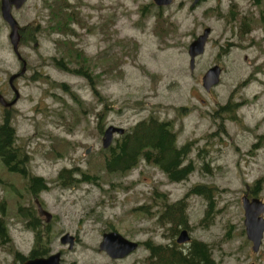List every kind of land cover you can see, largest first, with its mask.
<instances>
[{
	"label": "rangeland",
	"instance_id": "rangeland-1",
	"mask_svg": "<svg viewBox=\"0 0 264 264\" xmlns=\"http://www.w3.org/2000/svg\"><path fill=\"white\" fill-rule=\"evenodd\" d=\"M53 1L12 6L20 28L16 53L0 11V93L8 102L15 99L8 109L17 143L30 157V172L49 180V189L35 198L25 191L23 178L0 162V215L10 237V243L0 240V264H18L14 251L28 255L34 243L18 205H33L42 227L49 224V253L61 251V264H146L143 246L111 259L98 249L102 233L112 226L132 240L175 242L176 236L158 224L159 210L196 184L212 188L214 206L201 223L208 200L187 197L192 239L210 245L218 264H264V235L254 252L242 206L244 195L253 196L254 181L264 177V0L259 5L201 0L194 6L193 0L162 6L154 0H62L65 11L57 15L49 8ZM65 15L73 18L67 34L55 31L58 24L52 29ZM206 27L211 32L205 50L191 69L188 46ZM17 56L26 69L10 83L22 68ZM60 56L70 69H90L99 97L86 77L55 64L53 58ZM215 64L220 82L207 91L202 76ZM230 97L238 106L236 119L218 112ZM4 109L0 104V121ZM150 115L173 122L178 144L191 141L188 159L195 169L187 180L170 182L144 161L125 175L100 170L96 183L63 187L51 181L64 167L84 171L100 164L91 156L104 149L100 126L129 130ZM118 137L114 133L113 143ZM256 142L259 146L252 147ZM257 197L264 202V184ZM36 200L51 212L49 223L38 215ZM65 232L77 237L71 249L59 240Z\"/></svg>",
	"mask_w": 264,
	"mask_h": 264
},
{
	"label": "trees",
	"instance_id": "trees-1",
	"mask_svg": "<svg viewBox=\"0 0 264 264\" xmlns=\"http://www.w3.org/2000/svg\"><path fill=\"white\" fill-rule=\"evenodd\" d=\"M251 1L255 5H259L262 2V0ZM61 4L62 0H55L49 5V8L55 12V15L57 13L61 14L65 11L64 6L62 7ZM64 17L66 18L64 19ZM64 17L56 18L52 29L58 24V30L55 31L67 34V30L69 29H66V27L73 18L67 15ZM260 22L264 30L263 13L260 15ZM57 43L66 46L65 44L67 42L58 40ZM66 60L67 58L64 56L53 58V61H55L58 67L86 77L92 85L95 95H97L96 93L99 92L96 90L91 76L88 73L90 69L83 70L81 67L70 69L63 62ZM60 85L65 87L63 83ZM235 104L230 97L227 103L220 105L218 112L230 113L232 114L230 119H236V108L238 106ZM179 110L181 108H178ZM11 117L10 109H4L0 121V162L9 174L23 178L25 181V191L29 195L37 198L40 192L49 189V180L30 172V157L17 143L16 129L12 125ZM99 132H103L102 126L99 127ZM177 137L173 122L166 119L160 120L150 115L140 120L129 130H125L107 149L100 148L96 152V155H91L95 159H99L100 164H91L93 168L91 167L90 170L84 171L78 170L76 167H64L59 170L55 179L51 181H57L63 187L74 186L81 182L96 183L97 176L100 177L98 174L100 170H103L107 174L125 175L129 171L137 168L144 161L156 166L170 182L185 181L195 169L193 162L188 159V155L192 149V143L191 141H186L180 145L177 143ZM258 146V142L252 145V147ZM1 182L3 181L0 179ZM263 184L264 177H259L254 181L250 189L253 196H257L262 190ZM11 189L20 195L14 186H11ZM211 189L207 185L196 184L189 188L186 194L176 201L170 203L164 201L159 210L158 224L162 225L166 231L168 230L169 235L174 237L182 229H189L187 197L190 194H199L208 200L209 208L206 209V214L201 220V223H204V220L208 218L210 210L214 206L213 200L210 199ZM142 207H138L137 209L141 210ZM17 211L20 216L27 220L26 226L34 231V243L28 256H25L20 251H14V261L20 264L27 258L48 255L51 234L49 224H46L45 228L42 227L41 218L34 212L33 205L28 207L18 205ZM149 212L150 210L146 208L144 214H148ZM111 228L115 230L114 227L111 226ZM0 240L2 243H10L7 226L1 215ZM141 244L149 250V255L145 260L146 264H218L211 254L210 245L201 240L192 239L190 245L187 247V251L180 250L178 248L179 245L175 244L174 241H172V245L153 243L150 240L142 241Z\"/></svg>",
	"mask_w": 264,
	"mask_h": 264
},
{
	"label": "water",
	"instance_id": "water-1",
	"mask_svg": "<svg viewBox=\"0 0 264 264\" xmlns=\"http://www.w3.org/2000/svg\"><path fill=\"white\" fill-rule=\"evenodd\" d=\"M24 0H1V15L2 18L9 24L10 33L9 39L13 46V50L18 52V43L20 40V34L18 30V25L11 14V2H15L16 7H19ZM199 0H193V4L197 3ZM154 2L161 5H168L172 0H154ZM211 29L209 27L204 28L201 34H199L194 40H192L188 46V54L190 56V68L193 69L195 58L202 54L205 49V44L208 39ZM20 56V55H19ZM25 70V62L23 61L22 69L19 73L11 75L9 82L11 83L14 78L21 75ZM221 73V68L218 65H214L209 68L205 74L202 76V85L208 91L211 87L219 83V77ZM15 99L12 101H6L0 94V103L4 106H10L14 103ZM123 133L124 129L121 127L110 125L108 126L102 138V145L104 148L108 147L112 141L113 133ZM89 149L86 150L88 152ZM38 207V214L44 215L47 220H50L51 214L44 210L36 200ZM242 205L244 209V225L247 238L252 242V250L257 251L262 241L264 233V202L259 197L249 198L247 195L242 197ZM189 239L186 230H182L178 236V242H184ZM62 243H69V248H72L74 243V237L69 233H65L61 237ZM138 246L137 241H132L124 237L121 233L111 230L109 232L103 233L102 240L99 244V249L105 251L109 257L113 259L122 258L132 251H134ZM60 252L50 254L48 256L30 258L23 261L21 264H60Z\"/></svg>",
	"mask_w": 264,
	"mask_h": 264
},
{
	"label": "flooded vegetation",
	"instance_id": "flooded-vegetation-1",
	"mask_svg": "<svg viewBox=\"0 0 264 264\" xmlns=\"http://www.w3.org/2000/svg\"><path fill=\"white\" fill-rule=\"evenodd\" d=\"M18 59H20V58L18 57ZM20 60H21V59H20ZM20 71H21V70H20ZM24 72H25V71H24ZM23 74H24V73H23ZM21 75H22V74H21ZM177 236H178V235H177ZM177 236H176V238H175V242H176L175 244H178V245H179L178 248H179L180 250H182V251H187V247L190 245V243H191V241H192V237H191L190 233H189V238H190V239H189V241H187V242H185V243H178L177 240H176V239H177ZM75 237H76V236H75ZM76 239H77V237H76ZM158 244H162V243H158ZM163 244H164V245H172V243H171V242L169 243L168 241L165 242V243H163ZM140 246H143V247L148 251V255H149V250H148L143 244L139 245V247H140Z\"/></svg>",
	"mask_w": 264,
	"mask_h": 264
}]
</instances>
